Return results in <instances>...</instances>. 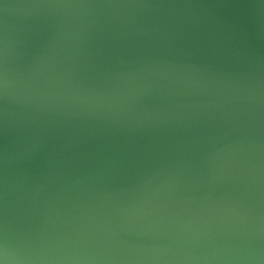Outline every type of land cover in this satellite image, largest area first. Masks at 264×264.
<instances>
[{
    "label": "water",
    "instance_id": "obj_1",
    "mask_svg": "<svg viewBox=\"0 0 264 264\" xmlns=\"http://www.w3.org/2000/svg\"><path fill=\"white\" fill-rule=\"evenodd\" d=\"M0 264H264V0H0Z\"/></svg>",
    "mask_w": 264,
    "mask_h": 264
}]
</instances>
